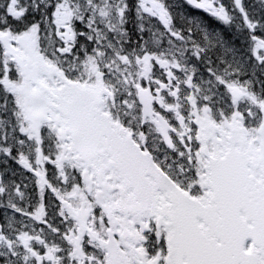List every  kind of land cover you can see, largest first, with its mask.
I'll return each mask as SVG.
<instances>
[{"label":"snow or ice","instance_id":"1","mask_svg":"<svg viewBox=\"0 0 264 264\" xmlns=\"http://www.w3.org/2000/svg\"><path fill=\"white\" fill-rule=\"evenodd\" d=\"M0 264H264V0H0Z\"/></svg>","mask_w":264,"mask_h":264},{"label":"flooded vegetation","instance_id":"2","mask_svg":"<svg viewBox=\"0 0 264 264\" xmlns=\"http://www.w3.org/2000/svg\"><path fill=\"white\" fill-rule=\"evenodd\" d=\"M229 2V0H225V3H228Z\"/></svg>","mask_w":264,"mask_h":264}]
</instances>
